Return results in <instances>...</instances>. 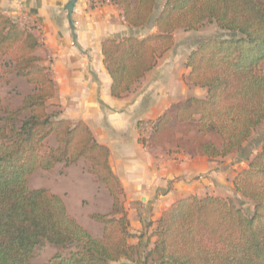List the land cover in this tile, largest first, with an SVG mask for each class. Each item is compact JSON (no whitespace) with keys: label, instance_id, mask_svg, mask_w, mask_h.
I'll return each instance as SVG.
<instances>
[{"label":"trees","instance_id":"obj_1","mask_svg":"<svg viewBox=\"0 0 264 264\" xmlns=\"http://www.w3.org/2000/svg\"><path fill=\"white\" fill-rule=\"evenodd\" d=\"M134 27L155 22L158 31L144 36L107 37L104 64L112 77V94L122 98L175 44L178 29L197 30L215 23L229 36L203 40L187 58L190 84L207 88L204 98L190 97L176 106L180 121L194 122L200 152L226 157L241 149L264 122V0H166L153 19L157 0H112ZM40 39L0 9V56L5 73L34 85L16 107L0 113V264H127L138 246L130 244L124 187L110 164V148L100 143L83 120L60 117L49 101L57 93L50 68L36 51ZM170 114L160 116L153 141L172 136ZM218 134L219 147L204 139ZM55 135L56 144L49 143ZM90 162L89 171L113 197L110 213H92L104 225L94 236L67 208L63 197L45 187L32 188L31 176L60 163ZM235 188L256 202L248 216L230 197L191 194L175 201L157 220V240L146 253L156 264H264V146L236 175ZM72 247L48 262L33 260L38 245Z\"/></svg>","mask_w":264,"mask_h":264},{"label":"crops","instance_id":"obj_2","mask_svg":"<svg viewBox=\"0 0 264 264\" xmlns=\"http://www.w3.org/2000/svg\"><path fill=\"white\" fill-rule=\"evenodd\" d=\"M68 1L0 0V9L38 35L41 44L36 53L50 68L57 85V93L49 103L60 107V117L85 121L96 139L110 148V164L124 187V206L135 235L129 242L138 246L134 259L123 262L156 264L145 258L157 240V220L164 210L191 194L232 197L236 193L234 181L238 172L230 171L232 155H203L197 124L180 121L175 111L190 97L207 96V88L185 79L191 70L186 64L189 53L206 38L190 35L187 38L192 41L184 46L175 41L126 96L115 97L113 80L103 61V40L147 35L156 29L155 22L143 27L130 25L123 7L112 0H77L71 17L66 8ZM9 81L18 84L22 93L16 107L34 90V85L15 73ZM164 114L172 118L173 133L163 143L155 144L150 128H155L157 119ZM204 139L219 147L223 144L218 134H206ZM83 160L90 165L88 160L80 159L68 167L67 176L53 188H45L61 195L70 214L94 236L101 237L104 226L90 214L110 213L113 197L93 175L71 169Z\"/></svg>","mask_w":264,"mask_h":264},{"label":"rangeland","instance_id":"obj_3","mask_svg":"<svg viewBox=\"0 0 264 264\" xmlns=\"http://www.w3.org/2000/svg\"><path fill=\"white\" fill-rule=\"evenodd\" d=\"M157 1H158L157 3L158 5L154 12L156 16H158V14L163 9L166 0H157ZM155 31L156 29L155 30L151 29L147 34L151 32H155ZM190 35H196V37H202V38L207 39V38L215 37V36H229V32L219 28L215 23H208L200 27L199 29H197V31L189 30L186 32V30L178 29V31L176 32L175 41H177L178 45L181 44V46H184L185 44H188L187 41H190V42L192 41L191 39L187 38ZM7 59L8 57L0 56V109L1 111L3 110L4 107H14V105L16 104V102H18V99H19L18 95L20 96V94H22L19 92L20 90L18 87L20 86L18 84H15L9 81V76L13 73H9V72L5 73L3 62ZM24 79L25 81L27 80L26 78ZM58 108L60 109L59 106L58 107L52 106L50 107V110L54 111ZM152 133H154V129ZM147 140L148 139L145 137L144 138L145 144H147ZM51 141L53 142V145L56 144L55 135H51L49 137L50 144H51ZM263 146H264V122L253 132L252 136L249 138L248 141L244 143L241 149L235 151L234 152L235 154L234 153L231 154L232 155L231 156L232 166L230 167L231 169L230 171H232V173L233 172L237 173L241 171L242 169L246 168L249 164V161L263 148ZM61 164L62 165L59 166V168L57 169L56 167L51 170L39 169L37 172H35L31 176L30 186L32 188L45 187V186H51L53 188L56 183L60 182V179H63L65 176H67V171L69 169L68 167L71 165H76L78 164V162L75 164H71V165H67L65 163H61ZM90 167H91V164L88 165L87 161L83 160L82 163H80L77 166H73L71 169H73L77 173L83 172V173H86L87 175L89 174L93 175L96 178V176L89 171ZM228 197L233 199V201L238 206H240L248 216L253 215L255 211V206H256V202L253 199L245 197L237 190H236V193H234L232 197L231 196H228ZM122 199L124 202V198ZM91 214H90V217H91ZM71 248L72 247H65V248L57 247L48 242H43L41 245L37 246L33 260L35 262H41V263L48 262L57 252H61L62 254L67 255L70 252Z\"/></svg>","mask_w":264,"mask_h":264},{"label":"water","instance_id":"obj_4","mask_svg":"<svg viewBox=\"0 0 264 264\" xmlns=\"http://www.w3.org/2000/svg\"><path fill=\"white\" fill-rule=\"evenodd\" d=\"M76 1L77 0H69L67 5H66V8L68 9L71 17H72V13H73ZM72 22H73V20H72ZM156 31H158V30L156 29Z\"/></svg>","mask_w":264,"mask_h":264},{"label":"built area","instance_id":"obj_5","mask_svg":"<svg viewBox=\"0 0 264 264\" xmlns=\"http://www.w3.org/2000/svg\"><path fill=\"white\" fill-rule=\"evenodd\" d=\"M153 129H154V126H151L150 130H152V131H153Z\"/></svg>","mask_w":264,"mask_h":264}]
</instances>
